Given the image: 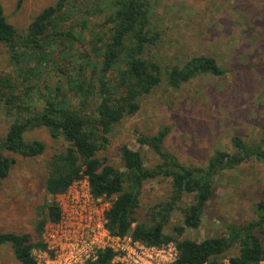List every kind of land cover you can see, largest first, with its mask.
<instances>
[{
  "label": "trees",
  "instance_id": "16d2710c",
  "mask_svg": "<svg viewBox=\"0 0 264 264\" xmlns=\"http://www.w3.org/2000/svg\"><path fill=\"white\" fill-rule=\"evenodd\" d=\"M94 1L57 0L40 11L25 30L8 21L0 2V43L5 45L12 67L10 72L0 73V104L2 112L11 118L6 135L0 137V178H7L15 163L8 153L37 157L45 152V142L26 141L24 134L30 129L46 127L53 138L62 136L68 142L65 149L55 152L47 162L45 192L48 196L65 192L75 180L86 175L92 194L112 202L106 217L113 234L130 235L150 245L175 242L178 257L173 264H261L264 262V189L255 205L256 219L243 224L229 223L225 234L201 241L181 236L186 229L201 226L204 209L214 193L215 179L222 171L252 159L264 163V122L259 142L250 145L242 137L233 136L234 152L218 151L204 166L184 165L164 148L169 127L152 136L137 138L141 146L150 147L159 157V163L153 167H147L141 153L128 145L121 147L124 171L108 163L107 158L99 157L114 125L136 113L140 97L159 87L164 75L170 87L179 89L199 75L220 76L226 69L216 58L199 55L182 66L164 70L158 62L145 56L147 47L158 39L149 22L146 0H109L105 6L111 11L104 25L109 27L110 34L106 39L96 35L92 45L97 52L101 51L100 57L92 61L87 54L81 56L85 59L84 63H78V80H72L59 64L58 50L62 44L79 39L69 28L70 22H80L82 29L86 27L87 20L81 18L78 5L94 4ZM21 2L18 0V7ZM94 14H97L95 7L92 12L85 11L89 17ZM97 42L103 48L97 47ZM48 68L69 77L68 83H74L71 88L85 99L99 96L101 100L95 110L83 113L62 98L58 90L63 80L57 85L51 79L43 80V69ZM159 177L171 180L173 193L169 202L160 204L151 213L149 225L139 221L136 211L144 183ZM184 194L194 195L195 202L181 208L182 224L174 227L173 234H167L165 224ZM41 215L36 224L38 242L32 241L29 233H0V245L10 244L20 264H40L34 250L45 249L44 224L48 220L57 221L60 209L56 203L48 202ZM234 247L238 253L230 256L227 263H221L220 258ZM113 258L111 250H102L90 264H121L113 262Z\"/></svg>",
  "mask_w": 264,
  "mask_h": 264
},
{
  "label": "rangeland",
  "instance_id": "374dc122",
  "mask_svg": "<svg viewBox=\"0 0 264 264\" xmlns=\"http://www.w3.org/2000/svg\"><path fill=\"white\" fill-rule=\"evenodd\" d=\"M56 1L22 0L18 7V0H0L8 21L20 30H25L40 11ZM108 2L95 0L94 4L78 5L81 18L87 20L85 29L80 22L69 23L79 39L73 44H62L57 58L72 80H78V63H84L85 59L81 56L87 54L92 61L100 57L101 51L97 52L92 45L96 35L106 39L110 34L109 27L104 25L111 11L105 6ZM146 3L153 33L158 34L155 44L146 49L147 58L166 70L182 66L194 56L209 55L216 58L226 73L199 75L179 89L170 87L164 75L159 87L140 97L138 111L114 125L99 157L107 158L108 163L124 171L121 147L128 145L141 153L147 167H153L159 163V157L150 147L141 146L137 138L152 136L164 127L170 129L164 148L187 166H204L218 151L234 152L233 136L242 137L250 145L259 142L264 122V0H146ZM94 7L97 14L85 15L86 10L92 12ZM97 47L103 48L102 43L97 42ZM11 70L6 47L0 43V73ZM42 77L56 85L63 80L58 90L60 96L83 113H92L101 100L96 95L85 99L74 92L71 88L74 83L69 84V77L57 70L43 69ZM10 124L11 118L2 112L0 104V137L6 135ZM24 138L45 142L46 150L37 157L8 153L15 163L9 176L0 178V233H29L32 241L38 242L36 224L42 218L41 211H45L48 202H56L55 197L45 192L47 162L55 152L65 149L68 142L62 136L53 138L46 127L30 129ZM263 189L264 163L259 160L222 171L215 179L214 193L204 209L201 226L186 229L181 238L201 241L225 234L229 223L243 224L256 219L255 205ZM172 193L169 178L147 180L136 211L139 221L150 225L151 213L160 204L169 202ZM194 202V195L184 194L165 224V233L173 234L174 227L183 222L181 208ZM237 253V247L230 249L220 262H228ZM0 264H20L10 244L0 245Z\"/></svg>",
  "mask_w": 264,
  "mask_h": 264
},
{
  "label": "built area",
  "instance_id": "2783aa9c",
  "mask_svg": "<svg viewBox=\"0 0 264 264\" xmlns=\"http://www.w3.org/2000/svg\"><path fill=\"white\" fill-rule=\"evenodd\" d=\"M53 197L60 218L44 226L45 249L35 254L40 264H90L102 250H111L113 262L121 264H173L178 257L175 242L150 245L130 235L113 234L106 217L112 202L92 194L86 175Z\"/></svg>",
  "mask_w": 264,
  "mask_h": 264
}]
</instances>
